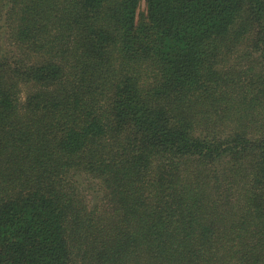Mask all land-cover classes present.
<instances>
[{
  "label": "trees",
  "instance_id": "trees-1",
  "mask_svg": "<svg viewBox=\"0 0 264 264\" xmlns=\"http://www.w3.org/2000/svg\"><path fill=\"white\" fill-rule=\"evenodd\" d=\"M141 1L0 0V264H264V0Z\"/></svg>",
  "mask_w": 264,
  "mask_h": 264
},
{
  "label": "rangeland",
  "instance_id": "rangeland-1",
  "mask_svg": "<svg viewBox=\"0 0 264 264\" xmlns=\"http://www.w3.org/2000/svg\"><path fill=\"white\" fill-rule=\"evenodd\" d=\"M145 9H146L145 8V2H144V0H142L140 2L139 7H138V17H140L145 12ZM1 31L2 30H1V27H0V38H1V33H2ZM26 92H27V89H26V87H24L23 90H22V93H21L22 99L26 96Z\"/></svg>",
  "mask_w": 264,
  "mask_h": 264
}]
</instances>
